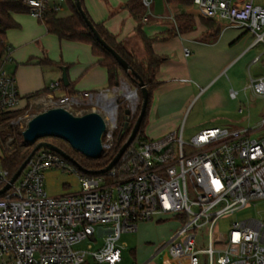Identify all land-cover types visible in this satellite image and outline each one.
<instances>
[{"label": "built area", "instance_id": "1", "mask_svg": "<svg viewBox=\"0 0 264 264\" xmlns=\"http://www.w3.org/2000/svg\"><path fill=\"white\" fill-rule=\"evenodd\" d=\"M141 1L148 9L153 0ZM23 2L27 13L37 19L47 11L59 13L66 5V0ZM193 4L199 15L223 28L250 32L253 40L248 48L264 43V8L253 0H193ZM8 51L0 63V116L22 108L15 79L3 69ZM259 59L258 55L252 61ZM60 86V81H53L46 88ZM120 89L114 86L111 93L107 89L80 95L101 106L106 122L104 150L111 148L117 128L115 100L124 95ZM246 90L264 98V76L250 77L241 90L231 87L229 96L236 100ZM105 94L113 98L109 112L98 102ZM80 96L52 97L49 107L70 110L82 103ZM129 100L131 105L125 109L131 118L136 99ZM263 127L264 114L258 128L206 127L185 142L181 122L179 135L173 130L157 138L134 139L104 173L84 172L71 163L79 190L55 197L44 190V171L65 169L70 162L56 152L39 149L0 194V264H85L87 257L97 264H117L122 260L117 244L122 233H133L139 223L166 216L176 218L179 226L156 246L152 257L166 253L184 264H200L199 255L204 254L208 264H213L215 255L217 264H264V217L234 221L226 233L213 231L223 214L264 198V137L252 136ZM2 159L0 149V188L11 178ZM205 227L207 246L200 249L197 230ZM84 240H89L86 248L76 246Z\"/></svg>", "mask_w": 264, "mask_h": 264}, {"label": "crops", "instance_id": "2", "mask_svg": "<svg viewBox=\"0 0 264 264\" xmlns=\"http://www.w3.org/2000/svg\"><path fill=\"white\" fill-rule=\"evenodd\" d=\"M128 1L130 0H83V6L92 21L102 24L127 51L143 55V43L135 32L138 22L125 6ZM156 3H163L164 12L154 16V12L157 11ZM189 6L167 3L165 0H153L142 17L143 32L153 38V52L163 57L155 73L158 85L152 92L154 104L151 112L148 110V114L149 112L150 114L144 125V134L145 128L150 122H157L164 117H170L177 123L180 122L185 110L197 96L193 89L189 90V87H192L190 85L192 79L199 80L201 84L199 96L216 78H221L226 72L228 73V71H223L224 68L237 58L236 53L229 54L215 70L204 71L200 68L199 60H196L197 56L213 46L221 32L236 27L223 28V24L202 17L198 13L197 16L200 18L212 20L220 27V33L215 41L209 35L210 40H204L202 37L203 34L205 35L206 27L193 21L192 28L184 29L183 22L177 21L178 15H192L187 8ZM69 13L68 9L67 14ZM24 14H27L28 17H22ZM12 16L18 26L6 30L9 51L3 66L7 62L10 63L8 71L4 67L3 69L15 79L17 90L22 97L20 102L22 108L31 100L49 101L52 97L57 98L66 94L81 95L84 92H99L109 89L106 68L97 63V57L92 54L89 44L60 39L57 35L48 32L37 18L27 12L13 13ZM200 22L202 23V21ZM178 25L181 26V29L178 28ZM243 33L245 31L236 28L233 35L239 34L238 37H240ZM233 41L234 39L231 43ZM185 48L189 50L188 54L185 53ZM45 59L50 60L52 64L43 62ZM59 65L66 66L69 84L48 90L46 87L50 82L60 81ZM237 89L241 90L242 88ZM55 90L59 91L58 96L54 95ZM240 94L244 93L240 92ZM219 97L221 98L206 100L203 106V111L206 114L226 110L225 101L232 99L229 96V91ZM157 129L162 136L174 130L175 127L164 126ZM156 246H150L138 264H184V260L170 258L166 253L152 257ZM156 258L158 259L157 263L154 262Z\"/></svg>", "mask_w": 264, "mask_h": 264}, {"label": "rangeland", "instance_id": "3", "mask_svg": "<svg viewBox=\"0 0 264 264\" xmlns=\"http://www.w3.org/2000/svg\"><path fill=\"white\" fill-rule=\"evenodd\" d=\"M253 2L254 4L260 5L264 8V0H253ZM156 8L157 11L154 12V16L164 12L163 3H156ZM187 8L192 13V15L190 16H192L193 18L190 17L191 20H189V16L183 18L177 16V21L178 19H180V21L184 24H192L193 21H196L198 25H203L204 27H206V29L203 28L205 29V35L203 34L202 39L210 40V38H208V30H210V27L200 22L202 18L197 16V6L195 4H192ZM67 11L68 9L65 6V8H63L58 13V15H65L67 14ZM22 17L27 18L28 16L27 14H24L22 15ZM235 31L236 28H229L221 32L213 46L206 50L205 53H200L196 58V60H199L198 63H200V68L204 71H208L209 69L215 70L217 67H219L221 61L223 59H226L227 55L236 53V60L234 59L223 70L228 71V73L226 72L225 75L221 78H216L215 81H213L210 86L199 96L198 93L201 90V84L199 80L195 81L196 79H192V81L190 82V85L192 87H189V90L193 89V92L197 96L191 101L190 105L185 110L183 119L177 123L170 117H164L157 122H150L145 128V134L148 137H160L161 134L159 133L157 128H163L164 126H167L168 128L175 127L174 130L179 135L181 122H184L182 138L185 142H187L192 135L206 127L217 126L244 129H255L259 127L260 120L264 114V98L253 95L249 90H246L244 94H240L236 100L228 99L227 101H225V111L219 110L217 112H214L213 114H206L203 111V106L206 100L220 99L221 97L219 96H222L225 92L229 91L230 84L234 89L242 88L247 84V82H249L250 77L257 78L264 76V43H259L247 50V48L249 47V43L253 40L252 34L250 32H245L240 35V37H238L239 34L233 35ZM233 39L234 41L231 43ZM133 54H135V56L138 58H141L143 56L136 53ZM258 55L260 56V59L256 62H253L252 60L254 59V57ZM9 63L10 62H7L3 66L6 71H8ZM124 84H126L129 89H134V86L129 83L128 78L122 76L118 87L122 89ZM109 89L110 90L107 92L111 93L112 88ZM179 92L181 93L180 90ZM58 94L59 91L55 90L54 95L58 96ZM115 102L118 105V109H120L121 107L128 108L131 105L130 100L127 99L124 95L116 98ZM153 104L154 98H152L150 101V112L153 108ZM49 105V101L44 99L31 100L30 102H27L25 107L21 108L13 116L6 119L5 126L0 125V133L2 136L6 137L4 140V146H10L13 144V142L22 141V131L25 128L27 121L35 114L49 108ZM139 107L140 94L139 90H137L136 112L133 117H135L137 110H139ZM239 107L243 108L242 112H238ZM100 108L101 106L99 104L90 103L86 97H83L82 103L73 106L72 108H70V111L74 114H81L83 112H89L92 110L101 113ZM149 114L147 115V117H149ZM154 126H156V128H153ZM252 136L256 138L264 137V127L256 132H253ZM43 139H47L48 141H52L57 144H62L67 148L70 147L64 140L58 137H42L37 141ZM102 141H105L104 136ZM33 146L34 144L28 146L26 150H31ZM0 149L2 151L1 146ZM75 154L76 156L82 155L78 151L75 152ZM70 164L71 163L67 164L68 167L65 169L53 167L44 171L43 186L48 196L55 197L79 190L77 173L76 171L70 170L72 169ZM247 217H264V198L251 200L247 202L244 207L223 214L216 220L213 231L216 233H226L229 225L232 222ZM175 219L176 218H174L173 216H166L158 221L153 220L148 222H141L138 224L137 230L135 232L122 233L117 241V244L121 247L122 260L117 264H138L144 258V254L149 250L150 246H156L157 244L165 241L167 238H169L172 232L176 230V228L179 226V222ZM202 229L203 231H200V229L197 230L200 239L198 247L200 249H205L207 246V228L205 227ZM88 244L89 240H84L76 246L86 248ZM215 259L216 255L214 256L213 264H217ZM154 262L157 263L158 259L156 258ZM199 263L208 264L207 255L200 254ZM85 264L97 263H95L91 259V257H87V261Z\"/></svg>", "mask_w": 264, "mask_h": 264}, {"label": "trees", "instance_id": "4", "mask_svg": "<svg viewBox=\"0 0 264 264\" xmlns=\"http://www.w3.org/2000/svg\"><path fill=\"white\" fill-rule=\"evenodd\" d=\"M83 9V0H80ZM167 3L172 4H181V5H192L193 0H165ZM66 6L70 10V13L61 16L57 12L47 11L44 13L43 17L38 19L45 27L46 30L50 33L57 35L60 39H68L79 42H84L90 45L91 52L94 56L97 57V63L106 68L107 72V87L112 88L118 86L120 82L121 75L128 78L129 83L136 87V82L132 77H129L126 72L120 67L115 58L108 52L103 46H101L93 36L92 32L84 22L81 14L76 8L74 0H66ZM125 6L131 13V15L137 20L138 24L136 26L135 32L140 37L144 53L141 58L135 56V54L127 51L123 45L116 41L115 37L100 23H95L89 17L88 18L93 22L96 30L99 32L101 37L105 42L115 49L132 67V69L142 78L144 85L148 91V99L144 117L142 119L140 128L136 134L135 139H147L148 137L144 134L143 129L147 119L148 110L150 108V101L152 99V92L154 88L158 85V82L155 79V73L158 70L160 63L163 60L162 56L155 54L152 50V37L147 36L142 30V17L145 14L147 8L142 3L141 0H130ZM17 12H27V6L24 4L23 0H0V63L3 60L4 56L8 51V44L6 42V30L9 28H14L18 26V23L13 18L12 14ZM180 18L189 16L187 14L178 15ZM189 20L190 16H189ZM180 21V19H178ZM202 23L210 27L208 30V35L212 37V40L215 41L217 36L220 33V27L217 23L209 19H201ZM184 24V23H183ZM192 28V24H184V29ZM178 28L181 29V26L178 25ZM212 28V30H211ZM43 62L52 64L48 59H45ZM63 86V85H62ZM71 93V92H70ZM39 94V93H36ZM140 94V92H139ZM141 103V96H140ZM140 108V107H139ZM127 109L121 107L119 109L118 118H117V128L113 132L112 146L108 150H104L103 154L97 159H90L84 155L76 156L75 149L72 147H66L62 144H57L52 141H49L64 152L70 155L75 159L82 167L86 169H100L103 168L107 163L112 159L116 154L118 149L124 143L127 138L131 127L133 126L135 117L128 119V128H124L125 123V112ZM17 112V111H16ZM16 112L10 114H4L0 116V125L5 126L6 119L13 116ZM50 137V136H47ZM5 136H2L0 133V146L2 147L3 159L2 165L7 168L11 175L17 170L19 165L23 162L26 156L30 153L31 150H26V148L32 144H36V141L32 144L25 145L23 140L19 142H13L10 146H4ZM46 138V137H45ZM48 141L47 139H43ZM66 142V141H65ZM67 143V142H66ZM68 144V143H67ZM69 145V144H68ZM70 146V145H69ZM94 160V161H92Z\"/></svg>", "mask_w": 264, "mask_h": 264}, {"label": "water", "instance_id": "5", "mask_svg": "<svg viewBox=\"0 0 264 264\" xmlns=\"http://www.w3.org/2000/svg\"><path fill=\"white\" fill-rule=\"evenodd\" d=\"M74 1L77 10L81 14L84 22L92 32L96 41L108 52H110L123 71L126 72L129 77H132L135 80L136 87H134L133 92L137 94V90H139L141 96L139 112L124 143L121 145L112 159L107 163V165L100 169H86L55 144L46 140H37L47 136L58 137L66 141L70 147L80 152L85 157L97 159L103 154L104 151L102 140L106 131V122L101 113L92 110L89 112H83L81 114H74L63 106H51L44 111L35 114L27 121L26 126L23 129L22 140L25 145L32 144L35 141L36 144L23 160V162L19 165L17 170L11 175L10 181L0 188V194L6 190L10 186V183H12L18 177L22 169L35 154V152L42 148L56 152L81 171L95 174L104 173L110 170L117 163L120 156L135 139L140 128L148 99V91L142 78L132 69L127 61L101 37L93 22L88 18L85 10L82 7L81 1ZM59 68L61 70L60 81L63 86H68L69 81L66 74V66L59 65ZM119 93H122L121 89L119 90ZM128 119L129 110L127 109L125 112V129L129 127Z\"/></svg>", "mask_w": 264, "mask_h": 264}, {"label": "bare ground", "instance_id": "6", "mask_svg": "<svg viewBox=\"0 0 264 264\" xmlns=\"http://www.w3.org/2000/svg\"><path fill=\"white\" fill-rule=\"evenodd\" d=\"M124 82H125V81H124ZM122 90H123V93H124V95H125L126 97H128V98L131 99L132 101H135V99H136V94H135L134 92L130 91V90L128 89V87L126 86V84L123 85ZM112 99H113V98H112L111 95H109V94H105V95H101V96L99 97V101H98V102H99L103 107H105V108L108 110V112H109L110 109H111V107L113 106Z\"/></svg>", "mask_w": 264, "mask_h": 264}]
</instances>
